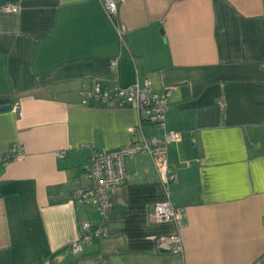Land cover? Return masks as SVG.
<instances>
[{
    "label": "crops",
    "instance_id": "0c3cea01",
    "mask_svg": "<svg viewBox=\"0 0 264 264\" xmlns=\"http://www.w3.org/2000/svg\"><path fill=\"white\" fill-rule=\"evenodd\" d=\"M117 22L102 0H0V264H264V0H127ZM144 78L170 105L148 133L183 134L176 178L127 157L103 215L76 196L83 168L130 143L139 114L84 104L81 89ZM14 144L26 156L5 160ZM158 201L185 209L181 228L152 220ZM85 222L104 236L74 253ZM175 232L184 253L159 244Z\"/></svg>",
    "mask_w": 264,
    "mask_h": 264
},
{
    "label": "built area",
    "instance_id": "2783aa9c",
    "mask_svg": "<svg viewBox=\"0 0 264 264\" xmlns=\"http://www.w3.org/2000/svg\"><path fill=\"white\" fill-rule=\"evenodd\" d=\"M127 0H102V4L110 18L118 25L117 18L120 7ZM6 12H17L20 7L15 3H8L1 8ZM119 32H122L120 25ZM82 103L101 106L123 107L134 106L139 114L138 123L131 128L133 140L121 146L117 150L96 149L92 154L83 172L90 183L86 187L77 189L78 199L93 206L99 213L108 215L113 212L112 189L126 183L128 172L126 159L140 152L149 153L153 163L165 184H169L176 178V174L169 164V149L171 145L180 141L182 132L166 131L163 136L148 133V128H166V116L170 107L167 98L153 88L150 78L137 79L128 86L112 85L105 87L101 83L84 84L81 89ZM16 112L20 105L13 107ZM25 151L18 144H14L5 156V160L12 158L22 159ZM58 156H65L64 151L58 152ZM185 215L183 207H176L170 201H158L154 204L151 218L156 222L174 221L179 228L182 227V219ZM104 236L102 225H93L85 222L79 236L71 242V250L74 253L84 251L86 244H90L95 238ZM159 244L176 253H184V243L179 232L159 238Z\"/></svg>",
    "mask_w": 264,
    "mask_h": 264
},
{
    "label": "water",
    "instance_id": "95a60500",
    "mask_svg": "<svg viewBox=\"0 0 264 264\" xmlns=\"http://www.w3.org/2000/svg\"><path fill=\"white\" fill-rule=\"evenodd\" d=\"M0 110H10L12 108V100L9 97L0 98Z\"/></svg>",
    "mask_w": 264,
    "mask_h": 264
}]
</instances>
